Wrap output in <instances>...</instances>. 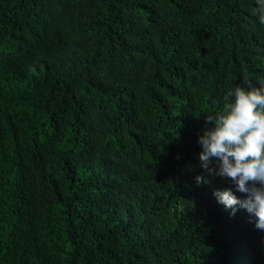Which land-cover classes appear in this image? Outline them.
Returning a JSON list of instances; mask_svg holds the SVG:
<instances>
[{"label": "trees", "instance_id": "16d2710c", "mask_svg": "<svg viewBox=\"0 0 264 264\" xmlns=\"http://www.w3.org/2000/svg\"><path fill=\"white\" fill-rule=\"evenodd\" d=\"M258 7L0 0V264H264L198 160L205 116L264 86Z\"/></svg>", "mask_w": 264, "mask_h": 264}, {"label": "clouds", "instance_id": "9594fccd", "mask_svg": "<svg viewBox=\"0 0 264 264\" xmlns=\"http://www.w3.org/2000/svg\"><path fill=\"white\" fill-rule=\"evenodd\" d=\"M255 14L264 25V0ZM236 85L226 94L225 107L214 115L205 116L206 126L198 137L201 168L211 176L229 180L235 190H215L219 204L231 209L237 206L254 218L255 227L264 231V86ZM195 182L208 183L205 176L197 175Z\"/></svg>", "mask_w": 264, "mask_h": 264}]
</instances>
